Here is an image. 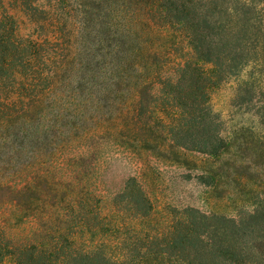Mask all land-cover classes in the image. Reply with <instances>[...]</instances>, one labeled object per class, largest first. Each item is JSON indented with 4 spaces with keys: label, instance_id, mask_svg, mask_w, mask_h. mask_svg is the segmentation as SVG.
Instances as JSON below:
<instances>
[{
    "label": "rangeland",
    "instance_id": "374dc122",
    "mask_svg": "<svg viewBox=\"0 0 264 264\" xmlns=\"http://www.w3.org/2000/svg\"><path fill=\"white\" fill-rule=\"evenodd\" d=\"M36 1L57 16L58 26L49 32L36 29L20 0H3L4 11L21 37L62 33L61 46L53 49L63 68L49 80L53 93L35 103L38 117L30 122L16 124L13 117L7 123L1 113H11L4 98L18 101L22 92L10 87L0 93V229L24 234L13 204L26 200L37 212L53 213V224L69 230L81 250L121 255L135 240L166 235L186 209L239 219L264 206L263 77L253 78L251 100L240 97L252 79L251 67L210 89V105L222 122L223 151L212 156L174 147L157 134L155 123L150 128L136 123L135 85L161 73L171 76L191 57L180 37L155 26L145 13L148 6L135 27L131 0ZM85 16L92 21L83 25ZM102 21L108 29L99 26ZM130 27L136 44L124 56L122 79L115 80L108 30L127 33ZM19 108L11 105L13 113ZM131 179L152 203L147 218H133L118 198ZM22 188L27 193L17 195Z\"/></svg>",
    "mask_w": 264,
    "mask_h": 264
},
{
    "label": "trees",
    "instance_id": "16d2710c",
    "mask_svg": "<svg viewBox=\"0 0 264 264\" xmlns=\"http://www.w3.org/2000/svg\"><path fill=\"white\" fill-rule=\"evenodd\" d=\"M36 2L20 0V6L37 30L49 32L50 27L58 26L57 16ZM131 5H135L130 18L135 27L144 15L140 12L148 6L145 13L154 25L173 30L192 51L171 76L161 73L157 80L135 85L139 97L134 109L136 123L148 128L155 123L157 134L174 147L219 154L226 145L209 91L251 67L252 82L240 89V97L253 98V78H264V0H131ZM87 17L83 25L92 21ZM98 24L102 27L106 22ZM108 32L117 60L112 74L119 80L127 61L124 56L136 44L135 28L127 33ZM38 36L21 37L17 22L6 14L0 0V93L6 95L10 87L11 92H22L18 101L10 100V95L4 98L3 107L11 113H1L7 123L13 117L16 124L38 117L33 113L35 103L53 93L49 80L63 68L53 47L61 46L64 35L57 31L56 35ZM11 105L20 108L13 113ZM22 193L27 188L16 191ZM118 198L127 204L133 218H147L152 212L150 199L135 179ZM31 206L26 200L13 204L24 234L0 229V264L8 259L15 264H264V206L239 219L186 209L166 235L135 240L121 255H109L103 249L81 250L69 230L53 224V213L37 212Z\"/></svg>",
    "mask_w": 264,
    "mask_h": 264
}]
</instances>
